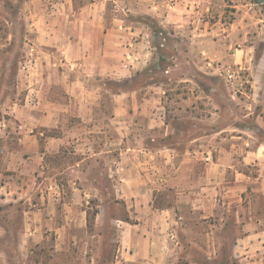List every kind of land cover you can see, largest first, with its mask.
Instances as JSON below:
<instances>
[{"label":"crops","instance_id":"crops-1","mask_svg":"<svg viewBox=\"0 0 264 264\" xmlns=\"http://www.w3.org/2000/svg\"><path fill=\"white\" fill-rule=\"evenodd\" d=\"M29 4L37 40L17 73L29 92L0 133V207L31 202L30 229L19 239L46 237L44 224L59 217L55 238H73L67 225L88 219L89 191L99 190L94 175L106 161L127 201V217H112L118 226L111 264H264V140L219 131L194 136L192 148L179 150L166 143V108L155 101L162 83L119 86L133 81L145 60L155 62L156 37L165 46L173 31L213 32L212 0ZM106 79L118 89L105 87ZM255 80V93L264 95V69ZM156 131L164 143L153 149ZM166 190L176 191L175 200L155 202L154 192ZM7 255L1 249L0 264H21Z\"/></svg>","mask_w":264,"mask_h":264},{"label":"rangeland","instance_id":"rangeland-1","mask_svg":"<svg viewBox=\"0 0 264 264\" xmlns=\"http://www.w3.org/2000/svg\"><path fill=\"white\" fill-rule=\"evenodd\" d=\"M30 1L0 0V133L8 127L14 103L23 102L29 92L20 84L17 73L32 56L37 40ZM176 2L169 0V6ZM212 4L213 32L193 36L189 31H173L167 34L165 46L156 37L152 52L155 62L146 55L148 60L137 67L136 78L119 83L126 87L162 83L164 92L155 101L166 108V143L182 151L192 148V137L219 131L241 133L253 143L264 140V95L255 93V75L264 69V4L256 0H212ZM236 52L244 58L242 63L235 61ZM103 81L105 87L118 89L115 80ZM155 133L156 141L148 144L153 149L164 143L161 132ZM210 144L203 141L204 146ZM56 161L60 165L66 162L59 158ZM108 168L105 161L99 169L101 174L94 175L99 190L89 191L88 219L67 225L73 238H55L56 228L62 225L59 217L58 222L44 224L46 237L19 239L21 233L30 229L25 208L31 202L0 207V251L8 253V261L13 263L20 258L21 264H111L118 226L112 217H127V201L123 192L118 194L113 187ZM59 179L67 197L71 193L64 176ZM175 198V190L154 192L155 202H171ZM59 209L61 213L65 210L62 204ZM21 247L24 254L17 251L16 255L15 250Z\"/></svg>","mask_w":264,"mask_h":264},{"label":"water","instance_id":"water-1","mask_svg":"<svg viewBox=\"0 0 264 264\" xmlns=\"http://www.w3.org/2000/svg\"><path fill=\"white\" fill-rule=\"evenodd\" d=\"M257 3L264 4V0H256Z\"/></svg>","mask_w":264,"mask_h":264}]
</instances>
